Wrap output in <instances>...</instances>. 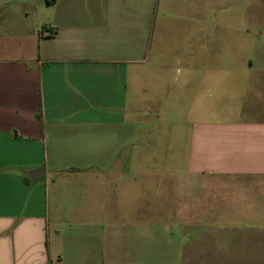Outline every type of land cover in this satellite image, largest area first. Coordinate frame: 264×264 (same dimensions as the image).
I'll use <instances>...</instances> for the list:
<instances>
[{"label": "crops", "instance_id": "1", "mask_svg": "<svg viewBox=\"0 0 264 264\" xmlns=\"http://www.w3.org/2000/svg\"><path fill=\"white\" fill-rule=\"evenodd\" d=\"M214 27L249 53L178 69L196 113L150 131L152 44ZM0 264H264V0H0Z\"/></svg>", "mask_w": 264, "mask_h": 264}, {"label": "rangeland", "instance_id": "2", "mask_svg": "<svg viewBox=\"0 0 264 264\" xmlns=\"http://www.w3.org/2000/svg\"><path fill=\"white\" fill-rule=\"evenodd\" d=\"M212 18L215 25V21H220L221 19V12H213ZM172 32L178 34L175 30ZM213 33L214 36L212 42H205L206 40L198 37L197 41L194 43L192 50L197 53V59L186 60L185 62L181 60V63H178L177 60H173L171 56L172 53H174L177 44L178 48L181 49V51H184V53L190 51L187 44V35L184 34L183 31L180 35L181 38H178V40H173V35L164 33L163 36L166 37H164L158 45H155V43L152 44L149 55V66L164 69L165 73L158 77L157 83H147L148 89L128 90V98L133 99L134 102L136 101V106L140 105L132 110V115L134 117L136 116V118H148L150 131H155L157 128L161 131H167V128L170 126L168 123L171 119L172 122L175 120V122L181 126V131H184V121H187L191 114L196 113L193 111L194 108L191 107V96H193L194 93H190L189 91L179 93L182 98L179 100L180 105L178 108L173 109L171 106L172 99L178 92V84L183 79V74H179L177 71L178 69L183 70L188 67L204 68L205 60L203 59V55L205 53H213L214 55L219 54L220 51L229 53L232 51L231 47L234 46H239L243 51L242 53H249L247 45L245 44H223L220 28L214 27ZM204 44L206 47H204ZM212 62L213 67L220 66L219 59H213ZM156 123H158V125H156Z\"/></svg>", "mask_w": 264, "mask_h": 264}]
</instances>
